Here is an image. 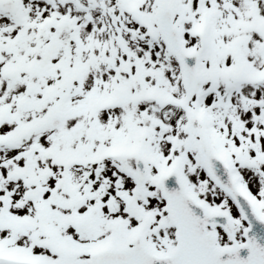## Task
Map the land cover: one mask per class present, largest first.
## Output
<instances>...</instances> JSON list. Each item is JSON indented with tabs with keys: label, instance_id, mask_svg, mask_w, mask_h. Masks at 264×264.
I'll return each instance as SVG.
<instances>
[{
	"label": "snow or ice",
	"instance_id": "1",
	"mask_svg": "<svg viewBox=\"0 0 264 264\" xmlns=\"http://www.w3.org/2000/svg\"><path fill=\"white\" fill-rule=\"evenodd\" d=\"M0 264H264V0H0Z\"/></svg>",
	"mask_w": 264,
	"mask_h": 264
}]
</instances>
